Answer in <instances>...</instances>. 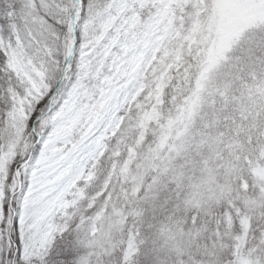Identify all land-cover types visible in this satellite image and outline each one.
Segmentation results:
<instances>
[{"label": "snow or ice", "instance_id": "1", "mask_svg": "<svg viewBox=\"0 0 264 264\" xmlns=\"http://www.w3.org/2000/svg\"><path fill=\"white\" fill-rule=\"evenodd\" d=\"M0 264H264V0H0Z\"/></svg>", "mask_w": 264, "mask_h": 264}]
</instances>
